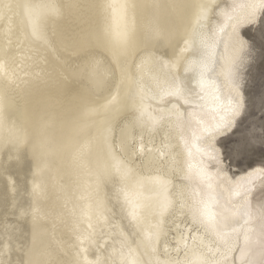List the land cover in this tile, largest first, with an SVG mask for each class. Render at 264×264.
I'll return each instance as SVG.
<instances>
[{
	"label": "snow or ice",
	"instance_id": "obj_1",
	"mask_svg": "<svg viewBox=\"0 0 264 264\" xmlns=\"http://www.w3.org/2000/svg\"><path fill=\"white\" fill-rule=\"evenodd\" d=\"M105 7L111 10L112 21L100 29L101 45L85 52L75 74L93 90L109 93L104 103L90 104L84 111V118L97 128L100 155L95 167L89 159L92 139L82 141L73 153L88 181L81 186V207L74 210L75 227L80 243L90 244L97 235L93 220L97 224L107 220L106 203L114 196L113 208L118 206L121 218L137 231L134 236L128 233L131 243L121 232L120 250L113 253L119 260H109L98 252H92L94 258L89 259L88 248H83L77 250L71 264H237V252L239 264H264V224L258 229L252 226L255 217L264 219V200L255 208L252 203L257 191L264 193V160L233 173L230 156L242 146L222 142L234 132L246 106L241 71L253 47L245 29L264 19V0H192L184 6L189 19L181 38L183 46L177 44L179 51L172 59L156 55L155 45L165 39L158 25L146 28L153 47L141 46L134 38V18L129 16L133 6L113 2ZM14 8L21 10L31 38L49 54L57 53L56 35L49 30V22L63 15L57 0L0 3V23L7 22L9 32L13 28L9 13ZM6 57L7 51L0 56V76L4 78L9 76ZM155 65L160 66V73L146 82L144 70ZM152 102L163 105L158 114L150 110ZM121 106H130L136 113L133 126L174 121L180 155H186L187 161L170 172L145 174L136 165L144 152L142 144L137 148L133 140L117 147L108 142V124ZM100 116L104 118L96 122ZM5 129L0 108V136ZM6 135L17 146L23 143L21 132L14 127H7ZM101 187L111 196L101 199ZM39 189L34 185V191ZM177 214L185 223L176 228L180 236L175 249L161 248L165 222ZM17 264L59 262L53 250Z\"/></svg>",
	"mask_w": 264,
	"mask_h": 264
},
{
	"label": "bare ground",
	"instance_id": "obj_2",
	"mask_svg": "<svg viewBox=\"0 0 264 264\" xmlns=\"http://www.w3.org/2000/svg\"><path fill=\"white\" fill-rule=\"evenodd\" d=\"M21 2L23 0H0V3L13 5ZM57 2L63 15L49 22V30L56 35L57 53L49 54L31 38L20 9L14 8L9 13L13 22L11 32L7 30V22L0 23V56L7 51L9 64L8 78L0 76V108L6 123L5 134L0 136V264H17L21 259L27 262L30 256L40 258L43 252L53 250L59 264H71L77 250L83 248H88L89 259L94 258L92 252L109 260L120 259L113 253L114 249L120 250L121 232L131 243L132 236L128 233L134 236L137 230L126 218H121L118 206L113 208L114 196L106 203L109 210L107 220L99 224L93 220L97 235L90 244L80 243L75 227L74 210L81 207V186L88 181L73 153L82 141L92 139L89 159L91 166L95 167L100 155L99 142L95 139L97 128L92 126V120L84 118V111L90 104L104 103L109 94L107 90H93L75 74L82 66L85 52L94 45H101L100 29L112 21V12L105 5L115 2L133 6L129 9V16L134 18V38L141 46L153 47L154 42H150L146 28L152 23L158 25L165 39L162 44L155 45L156 55L172 59L173 53L179 51L177 44L183 46L181 38L189 19V10L184 6L192 0ZM249 60L241 71L244 97V70ZM160 71L159 65L146 68V82ZM116 72L119 82V69ZM160 107L163 105L155 102L149 105L153 114H158ZM135 117L130 106H121L108 124V142H115L117 147L122 142L131 144L133 140L137 148L142 144L144 152L136 159V165L142 167L145 174L170 172L176 165L187 161L186 155H180L182 147L178 146L174 121L166 119L157 126H141L139 123L133 126ZM103 118L96 117L95 121ZM7 127L21 132L22 144L17 146L8 138ZM34 185L40 186L39 191H34ZM106 196L111 194L101 187L100 198ZM261 200H264V193L257 191L256 199L252 201L254 208ZM184 223V217L179 214L166 220L161 248L167 245L175 249V240L180 236L176 228L178 225L183 228ZM261 224L264 219L255 217L252 226L258 229ZM139 242L140 238L136 237V243ZM240 243H243L242 237ZM132 246L135 248V244ZM140 251H144L142 246ZM236 257L239 264V252ZM144 258L149 257L145 254Z\"/></svg>",
	"mask_w": 264,
	"mask_h": 264
},
{
	"label": "rangeland",
	"instance_id": "obj_3",
	"mask_svg": "<svg viewBox=\"0 0 264 264\" xmlns=\"http://www.w3.org/2000/svg\"><path fill=\"white\" fill-rule=\"evenodd\" d=\"M245 35L253 47L244 70L246 109L234 132L222 141L230 147L238 142L242 146L240 152L230 156L233 173L264 160V19L255 27H248Z\"/></svg>",
	"mask_w": 264,
	"mask_h": 264
}]
</instances>
